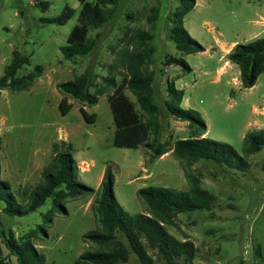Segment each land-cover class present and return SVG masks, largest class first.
<instances>
[{
	"label": "rangeland",
	"instance_id": "374dc122",
	"mask_svg": "<svg viewBox=\"0 0 264 264\" xmlns=\"http://www.w3.org/2000/svg\"><path fill=\"white\" fill-rule=\"evenodd\" d=\"M82 1L93 0H0V78L15 51L31 61L15 78L26 76L37 65L44 67L30 89L0 90L1 179L11 184L17 201L25 204L54 156L68 151L78 165L77 180L94 190L93 194L63 201L66 212L59 207L52 213L53 201L49 198L44 206L24 217L6 215L3 211L7 203L0 200V220L6 235L12 231L17 239L32 236L48 264H76L82 253L93 249L83 236L96 229L91 206L107 167L115 176L117 201L132 216L147 212L137 195L140 189H189L173 151L151 160L143 146H114L116 127L108 101L114 87L100 95L92 107L69 99L73 108L64 116L59 110L63 95L56 88L58 83L89 70L92 93L105 88V78L111 75L120 84L121 57L144 49L139 33L147 32L153 35L148 43L154 53L147 68L155 72L154 100L163 124L162 143L173 147L176 141L188 139L195 132L189 122L168 113V83L184 91L181 107L205 122V136L231 145L239 155L246 134L264 130V73L254 87L243 88L239 67L229 61L235 42L247 44L264 38V25L260 24L264 0H196L194 10L184 19V27L205 52L190 55L181 54L169 38L177 2L119 0L108 21L90 31V37L97 41L95 51L87 57L66 59L61 49L78 23ZM41 2L49 3L48 9L44 10ZM66 6L76 11L67 24L45 22L60 16ZM155 8L159 15L153 28L149 18ZM169 57L182 58L191 71L167 65ZM125 94L135 101L128 90ZM81 108L96 116L95 123L84 119ZM192 171L201 179L202 187L216 197L215 207L211 212L177 215L175 226H167L169 233L194 244V264H264V149L247 160L244 171L205 160L196 162ZM117 238L127 244L121 233ZM0 243L7 262L18 264L3 239ZM143 243L152 264H167L145 240ZM120 264L142 263L132 253L128 262Z\"/></svg>",
	"mask_w": 264,
	"mask_h": 264
},
{
	"label": "trees",
	"instance_id": "16d2710c",
	"mask_svg": "<svg viewBox=\"0 0 264 264\" xmlns=\"http://www.w3.org/2000/svg\"><path fill=\"white\" fill-rule=\"evenodd\" d=\"M174 1L178 3V7L172 15L173 27L169 37L171 42L183 55L205 52L204 46L194 40L184 27V19L194 10L196 0ZM118 4L119 0L82 1L78 23L72 29L66 46L61 49L64 58L87 57L95 51L97 41L96 38L90 37V31L102 27ZM40 6L46 10L49 3L41 2ZM109 7L113 9H108ZM75 13V9L66 6L60 16L46 19L45 22L65 25ZM158 15V9H153V16L149 18L153 28ZM139 38L145 48L135 49L121 57L123 71L120 84L117 85L114 76L111 75L105 78V88L92 93V75L89 70H85L73 80L56 85L57 90L63 95L59 110L64 116L71 111L73 105L69 99L84 106H95L99 102V96L114 87V92L108 96L116 127L114 146L126 149H138L143 146L150 152L151 160L173 151L182 166L189 189L185 191L155 187L140 189L137 195L145 203L147 212L132 216L125 212L117 201L114 195L115 176L112 168L107 167L91 206L96 219V229L83 236L92 244L93 249L82 253L76 264H120L128 262L132 253L142 264H152L143 240L150 249L163 256L167 264H177L178 261H182V264H194V244L178 240L167 230V226H175V219L179 214L211 212L215 207L216 197L202 187L201 179L193 173L192 166L200 160H205L233 170L244 171L247 160L264 149V130L246 134L243 139L242 155H239L231 145L206 137L205 122L181 107L184 91L177 89L173 83H168L170 100L166 102L167 111L177 120L189 122L190 128L195 132L188 139L176 141L173 147L162 143L163 124L160 122L159 107L154 100L155 72L147 68V63L154 53V48L148 43L153 39V35L141 32ZM229 61L239 67L243 88L254 87L259 76L264 73V38L247 44H236L229 54ZM30 63L29 57L15 51L5 75L0 78V90L30 89L44 73L43 66L37 65L26 76L15 78L17 72ZM166 64H175L191 71L182 58L169 57ZM126 90L134 96L135 101L125 94ZM80 112L88 123H95V115H89L83 108ZM2 145L0 137V151ZM78 172V165L70 152L57 153L49 169L42 174L35 190L28 194L26 203L20 204L12 192L11 184L1 179L0 160V200L7 203L3 212L10 217L28 216L44 206L49 198L53 201L52 213L59 207H63L66 212L63 201L94 193L92 188L77 180ZM118 233L123 235L127 244L117 238ZM0 239L4 240L18 264H48L46 256L35 246L32 236L17 239L12 231L6 235L1 220ZM0 264H9L1 243Z\"/></svg>",
	"mask_w": 264,
	"mask_h": 264
},
{
	"label": "crops",
	"instance_id": "0c3cea01",
	"mask_svg": "<svg viewBox=\"0 0 264 264\" xmlns=\"http://www.w3.org/2000/svg\"><path fill=\"white\" fill-rule=\"evenodd\" d=\"M261 19H262V20L260 21V24L262 23V24L264 25V18L262 17ZM236 44H237V42L234 43V46H235ZM37 82H38V80H37ZM37 82H36V83H37ZM36 83H35V84H36ZM35 84H34V85H35ZM103 175H104V174H103ZM101 178H103V177H101Z\"/></svg>",
	"mask_w": 264,
	"mask_h": 264
},
{
	"label": "built area",
	"instance_id": "2783aa9c",
	"mask_svg": "<svg viewBox=\"0 0 264 264\" xmlns=\"http://www.w3.org/2000/svg\"><path fill=\"white\" fill-rule=\"evenodd\" d=\"M84 164V163H83Z\"/></svg>",
	"mask_w": 264,
	"mask_h": 264
}]
</instances>
